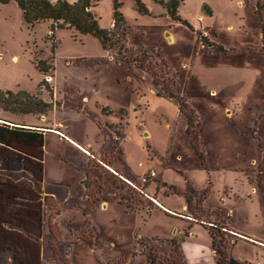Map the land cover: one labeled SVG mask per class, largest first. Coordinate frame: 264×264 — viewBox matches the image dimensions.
<instances>
[{"label":"rangeland","instance_id":"rangeland-1","mask_svg":"<svg viewBox=\"0 0 264 264\" xmlns=\"http://www.w3.org/2000/svg\"><path fill=\"white\" fill-rule=\"evenodd\" d=\"M142 1L148 14L141 13L134 0H118L126 32L120 45L109 50L95 37L73 28L52 31L50 20L30 26L16 2L0 3V90L38 91L49 100L48 86L57 109L68 96L63 90L76 97L93 92L96 100L111 105L119 104L124 88L130 93L126 108L117 111L122 119L108 126L118 138L107 136L101 153L89 149L97 159L89 156L87 165L81 161L76 169L57 159L56 150L64 155L78 152L61 136L43 137L45 179L59 186L56 196L48 194L43 174L40 190L32 182L38 177L37 165L23 159L5 160L0 154V264H185L181 237L177 238L180 233H176L186 224L183 216L207 222L204 225L211 228L216 246L226 238L219 220L202 211L205 190L194 191L213 180L224 197L225 185L252 180L264 194L258 186L264 172V0H182L178 14L192 30L172 20L163 4ZM114 3L95 1L92 12L100 27L113 25ZM204 3L210 14L205 13ZM217 46L226 53L217 51ZM39 60L51 67L46 73L39 69ZM94 83L97 87L90 88ZM46 115L40 123L48 125L53 120L55 125L54 113ZM189 115L193 119L190 134ZM0 116L39 122L32 113L1 106ZM89 132L91 140L98 139L90 127ZM123 139L130 161L140 165L135 175L121 168ZM110 156L118 162L112 164ZM243 163L251 169L234 170ZM152 169L155 176L143 182ZM15 183L34 194L26 192L28 199L14 200ZM148 183L149 194L144 189ZM66 189L76 194L70 196ZM156 190L169 196L170 213L149 199L151 195L164 205ZM182 204H186L184 210ZM244 205L241 200L240 206ZM150 208L156 209L149 216ZM255 221L238 224L242 230H253ZM257 226L263 234L264 224ZM189 227L182 235L189 234ZM203 234L185 242L202 264L203 257L214 258ZM243 252L264 264L259 250Z\"/></svg>","mask_w":264,"mask_h":264},{"label":"crops","instance_id":"crops-1","mask_svg":"<svg viewBox=\"0 0 264 264\" xmlns=\"http://www.w3.org/2000/svg\"><path fill=\"white\" fill-rule=\"evenodd\" d=\"M146 2V1H144ZM257 52V51H256ZM256 58L259 57L258 54L253 53ZM260 54V53H259ZM97 87V84L94 83L93 85H90V88ZM86 90V89H85ZM68 94L67 98L63 101L61 106H58L57 109V102L54 104L53 107L49 110L54 113V123L55 125H52L53 120H49L48 125H44L40 123V121L44 120L47 116L46 114L36 115L38 117L37 120L39 122H34L31 118H25L23 117L22 120H18V118H12L11 116H0V122L5 123L9 126H19L24 128H31V129H38L42 131L43 137L46 135H57L61 136L63 140L67 142L68 145H70L73 149H75L78 152V155H75L73 153H66V155L62 154L59 150H56L55 157L59 160L64 161L65 163H68L70 166H73L74 168L78 169L81 168V161H84L85 165H87L89 156L95 157L93 154L90 153L89 149L92 151H98L101 153V145L106 141L107 136L110 138H113L116 140L117 135L114 134V131L112 128L108 126H112L111 122H115L119 120V118L122 119L123 116L119 115V111L122 108H126L125 106V99L126 95L128 96L130 93L127 91V88H124V96L122 95V100L119 102V104H113L109 103L108 101H102V100H96V95H94L93 92L84 94L83 96L76 97L72 92H67L66 90H63ZM53 95V94H52ZM91 97L94 98V100H91ZM49 98V100H46L48 102L52 101ZM80 98V99H76ZM55 101V98H54ZM123 104H120L122 103ZM233 111H228L229 114H232ZM35 115V114H34ZM126 115V114H125ZM114 119H112V118ZM261 118H259L260 121ZM108 122V123H107ZM261 122V121H260ZM75 123L79 124L74 125ZM89 127L93 131V133H97L98 136L97 140H91L90 139V132ZM80 129V131H78ZM201 134V133H200ZM241 136H244L242 133H238ZM150 136V132L148 134V137ZM126 139V135L124 136ZM125 140L120 141L121 145V151L123 153V158L121 163H123L121 168L123 170H127L128 173L135 175L140 170L137 169L140 165L137 166L132 164V162L129 159V152L126 149L125 146ZM151 144V143H150ZM152 145V144H151ZM80 147L86 148L87 152H84ZM88 147V148H87ZM104 149V147L102 148ZM110 150V147L108 148ZM105 154V153H104ZM44 150H43V182L45 185H47V190L49 191V195L56 196L58 194L56 192V186L51 183H47L45 176H46V170L44 167ZM116 160L114 157L110 156V162L112 164H116ZM256 162V160H254ZM105 168L112 171V168L108 164L101 163ZM119 166V165H118ZM181 167H186V164H181ZM216 168H213L211 170H214ZM247 169H251V166L249 167L247 164H242V167H236L234 170H238L239 172L247 171ZM114 173V171H112ZM164 175V173H163ZM126 180V179H125ZM166 183V180H163ZM42 182V183H43ZM43 183V184H44ZM83 185V190H85V184L81 182ZM167 184V183H166ZM148 185H145V191L147 192ZM258 186L264 191V172H262L260 181L258 182ZM50 189V190H49ZM203 191V197L201 201L202 211L206 213L207 215L211 216L212 218H217L219 222L223 225L221 226V229L226 231V238L223 240L222 250L225 254V257L227 259V264H246V262L249 261L256 264H262L260 261L257 260H251V258L246 255L245 252H250L251 248H254L255 250H259V252L264 253V233L259 232L256 227L257 225L261 226L264 224V194L258 190L256 184L254 181L251 180L249 183H241L239 185H236L234 182H231L229 185H225L223 187V190L225 192V196H220V190L219 187H216L214 185L213 180L210 182L209 186H204L202 188H199L198 190L194 191V194H201L200 191ZM67 194L70 196L75 195L76 193L72 194L66 189ZM193 192V190H192ZM148 193V192H147ZM47 194V192H46ZM149 194V193H148ZM156 194L159 199L162 200L163 206L167 209H169L167 206L171 205L170 198L168 195L162 194L160 191ZM219 195V196H218ZM243 195V196H242ZM211 196L210 202H205L206 199ZM256 198L254 199V197ZM245 202L246 205L243 207L240 206V201ZM186 204L181 205V210H184ZM148 208V207H147ZM156 208H150L152 215L153 210ZM261 216V217H260ZM148 217V216H147ZM231 217H234L233 220H230ZM253 218L255 221L256 226L253 230H242L239 226V221L246 220ZM260 218V219H259ZM186 224L183 228H180L176 231V233H180V236L177 238L181 239L179 240V249L181 250L184 258H185V264H202L199 263L200 257L196 258L193 256L191 252H189L185 247V242L188 241L189 238H196L198 235L208 236V246L211 248V253L214 255L213 257L209 256V259L205 260V257H203L202 260L205 261L204 264H215L216 260V252L212 248V237L211 233L206 225H204L205 222L203 219L200 218H192L190 216H183L182 219ZM94 221V220H93ZM95 222V221H94ZM189 223V224H188ZM212 228L217 227L214 222H208ZM190 226V227H189ZM189 227V234L188 235H182L186 228ZM263 227V226H262ZM185 228V230H184ZM264 230V227H263ZM187 231V230H186ZM175 234V233H174ZM182 235V236H181ZM229 243V244H228ZM235 246V247H234ZM237 248V251L235 252L233 249ZM205 250L207 249V246L204 247ZM207 253L202 251L201 254ZM217 264V263H216Z\"/></svg>","mask_w":264,"mask_h":264},{"label":"trees","instance_id":"trees-1","mask_svg":"<svg viewBox=\"0 0 264 264\" xmlns=\"http://www.w3.org/2000/svg\"><path fill=\"white\" fill-rule=\"evenodd\" d=\"M16 2L22 10L24 21L32 26L38 21L50 20L51 30L55 28H73L77 32L85 35H91L98 39L103 49L109 50L113 45H120L122 38L126 32L124 16L118 11L119 2L114 3V22L109 28L100 27L95 14L92 12L95 1L97 0H0V3ZM139 11L143 14H148L146 5L142 0H134ZM163 4L168 12L169 17L174 21H179L192 30L191 25L185 19H182L178 14V7L182 0H156ZM205 3L203 7L205 13L210 14ZM206 40V37L203 35ZM209 44V43H208ZM217 51L226 53L222 46H217ZM39 60L37 65L43 72H47L51 67H44ZM46 80L42 84L46 85ZM49 95L52 97V89L46 86ZM0 106L19 113H32L35 115L46 114L52 107L53 102L46 101L40 93H30L27 91L12 92L8 90H0ZM192 116H187V133L190 134ZM192 148L197 155L201 156L195 142H191ZM12 152V153H11ZM10 153V155H9ZM0 154L6 160L23 159L27 162L38 166V177L36 181H32L40 186L42 182L43 169V134L41 130L24 128L19 126H9L5 123L0 124ZM27 171L31 172L29 168ZM33 179V178H32ZM18 183V182H17ZM14 188L17 192L12 196L13 199H28L27 193L34 194L25 185H17ZM30 185V184H29ZM31 186V185H30ZM33 188V187H31ZM40 190V187L38 188ZM33 197V196H32ZM186 201H189L188 195L185 196ZM34 200L35 198H30ZM20 202V201H19ZM212 245L215 252L218 254L217 264H227V259L222 250L223 242L220 246Z\"/></svg>","mask_w":264,"mask_h":264},{"label":"built area","instance_id":"built-area-1","mask_svg":"<svg viewBox=\"0 0 264 264\" xmlns=\"http://www.w3.org/2000/svg\"><path fill=\"white\" fill-rule=\"evenodd\" d=\"M82 149V148H81ZM84 152H87V150H85V149H82ZM148 176H155V171H154V169H152V170H150L149 171V173H147V175L146 176H144L143 178H142V180H143V182H146V177H148ZM126 181H128L130 184H133L131 181H129V180H127L126 179ZM148 197H149V199L153 202V203H155L158 207H161L163 210H165V211H167V212H169V209H167V208H165L155 197H153V196H151V195H148ZM170 213V212H169ZM257 264H259V263H257Z\"/></svg>","mask_w":264,"mask_h":264},{"label":"bare ground","instance_id":"bare-ground-1","mask_svg":"<svg viewBox=\"0 0 264 264\" xmlns=\"http://www.w3.org/2000/svg\"><path fill=\"white\" fill-rule=\"evenodd\" d=\"M170 39H171V37H170ZM80 148L85 149L84 147H80ZM85 150H86V149H85ZM112 171H114V170L112 169Z\"/></svg>","mask_w":264,"mask_h":264}]
</instances>
